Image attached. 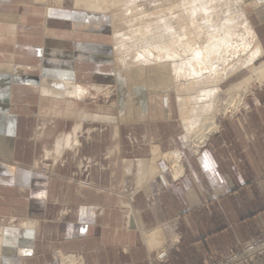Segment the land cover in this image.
<instances>
[{"label":"rangeland","instance_id":"obj_1","mask_svg":"<svg viewBox=\"0 0 264 264\" xmlns=\"http://www.w3.org/2000/svg\"><path fill=\"white\" fill-rule=\"evenodd\" d=\"M153 2L155 5L157 0H153ZM32 4L33 0H0V15L17 13L20 18V33L16 39L13 40L10 37L9 39L17 42L18 45L20 44L19 47L24 48L22 52L27 51L31 54L30 59L25 64H21L18 59V56L22 57V53L15 54L16 66L23 65L30 68L29 70L31 71L27 72L28 77L34 79V81L31 82L33 86L27 84L21 89L17 87L13 89L14 102H18L17 93L19 92L24 93L28 97L37 93L34 88H37V85L41 82V70L46 69L51 73L63 71V68L67 66L70 68L69 63H67L68 54L66 52L72 50L75 56V69L78 71V74L76 73V82L82 85L77 86L80 94L88 91L87 87L84 86L88 84L116 91L115 95L109 99H104L103 95H96L97 93L92 91L95 95L90 97L86 103V105L90 106V109H87L89 114L103 116V114L108 113L111 116H125L129 118L135 111V99H138L137 101H140L143 109L147 110V103L143 97L147 93L148 87L145 76L138 81L139 86H135L131 78L127 79V77L123 79L124 83L121 85V88L116 85V77H119L121 72H117L114 48L108 37V34L111 33V25L107 20L108 18L103 16L98 22L88 20L81 24L76 22L78 21L77 18L68 20L51 16L47 20L45 18L47 7H38ZM138 5L144 8L146 18L154 22L156 21L154 7L151 6L150 1L138 0ZM49 12L51 11L49 10ZM76 12L82 13L80 10ZM110 15L113 14L110 12L108 16ZM222 19H224V15L221 16V22L218 24L219 29H221L224 23ZM151 34L149 35L151 36ZM9 41L6 40L4 45H0L1 72L10 65V57L14 54L13 44ZM59 42H62V44L57 45ZM134 50L135 48L131 49L130 53L134 52ZM52 51L58 52L59 56L64 53L65 55H63L62 60H59L55 56L53 57ZM47 52H49L48 55ZM136 55V53L131 54L129 60L134 61ZM56 61H60L61 64L58 65L59 62ZM263 63L264 58L255 64L261 65ZM218 66L220 69L223 67V65ZM158 72L161 73L160 71ZM246 75L247 70L231 78L229 83L241 88L243 83L242 79ZM2 77L3 75L1 74L0 78ZM154 84V89L157 93L165 88L159 80H156ZM3 85L6 86V83L0 79V94L7 92ZM150 88L152 89L153 87ZM252 88L246 98L247 109H242L243 111L237 113L233 118L230 117V113L227 119L225 117H219L217 124L220 126V132L214 134L208 140L199 154L193 152V146L183 137L182 129L176 119L170 120L169 122L158 121L151 125L142 122L134 124L135 126L133 125V127L121 126L119 138H114L113 125L90 120L84 122L83 135L85 136L81 139L82 148L80 149L79 157L74 158V155L68 152L63 156L62 161L57 165L55 171H52L53 173L46 176L33 170L36 168L35 164L39 156H41L43 147H52L55 140L61 134L70 131L72 126L70 123L73 120L76 121V119L60 118L57 120L51 114H42L41 109H44L42 106H49L48 103L40 102L39 100L31 102V99L18 102V106L21 109L22 106L25 108V111H21L19 115L17 114L20 117L18 121L17 115H14L16 121L12 122L2 118L0 114V211H10L9 213L15 216L13 218H19L16 216H27L32 219L37 218L44 221L47 215L46 210H48V224L45 222L42 223L37 250L33 257L28 256L25 258L27 259L26 264H61L59 258L55 256L58 250L63 251L67 255L73 254L82 258L85 264H103L104 257H99L98 253L99 247L104 243L99 239L101 235L98 227L95 225L97 217L94 215L93 205L98 202L114 204L116 200L113 199L110 202L107 197L99 198L93 192L90 195L85 191L79 193L77 191L78 185L80 183H86L96 188L113 190L118 196L126 192L130 184L133 187L132 178L127 180L129 184L125 183V186H123L124 183H122L123 185L120 184L123 177L121 162L136 161L138 157L142 158L147 156L148 141H150V138H148L149 140L146 138L147 140L145 139L144 142L141 139L144 136L152 135V137L156 138V143L164 145L166 152L174 151V148H179L183 156L182 163L186 169L184 178H186L190 188L194 189L193 186L198 184L201 186L199 190H202L207 195L212 193L211 197L214 199L216 193L215 191L211 192V181L215 180L217 182L219 197H221L225 195L222 192L225 190L224 186L227 185L229 179H233V175L248 169L246 167H250L257 172L259 160L262 157V154L259 156V149H264V86L259 87L255 84ZM227 96L229 94L224 93L222 98L225 99ZM257 103L263 107V113L261 114L257 112ZM116 104L118 105V112L113 110V112H108V107ZM157 105L159 107L157 109H160L161 104L159 103ZM61 107H65V105ZM100 108L102 109V113H99ZM153 108L155 107L150 105V109ZM261 115L262 118H260ZM244 117L249 122L251 121L250 127L245 126ZM45 118L56 121L53 124H48L47 137L44 139L45 142H42L38 139V130L40 128V120ZM239 122L243 123L244 126L241 124L238 125ZM230 123L233 124V127L229 129V136L232 138L229 142L232 145H237L236 143L239 142V138L248 136L250 142H252L249 145L251 149L247 154L248 157L246 160L242 159L241 156H237L233 160L235 169L230 165L229 159L222 153L221 146L223 145H219L218 147V145L213 143V140H222L225 136H228L226 130H228V124ZM252 127L254 131L256 130V133L258 132L261 144H258L253 134L250 133L249 129L252 130ZM131 137L133 139L137 137L141 144L138 145L135 143L133 145ZM118 146L121 147V154L119 153L120 155L109 159L107 155L115 152ZM208 153H212L214 158ZM200 158H203L204 163L202 165L198 164ZM117 160L118 166L115 169L114 165ZM160 165L162 166L163 163ZM104 166L106 170H103ZM165 166L166 164L163 167ZM113 172L116 174L115 176H113ZM167 175L170 177L169 173ZM258 178L257 175L252 177H237L236 175L235 188L239 189L247 181L255 182ZM12 179L15 180L13 181ZM184 180L175 182V184L180 187ZM193 182L194 185L191 184ZM160 187H162L163 192L165 190L169 192L168 194L174 200L177 199L170 192V189H167L166 183L164 186L160 184ZM229 194L232 195V193ZM51 200L57 201L56 204H49ZM65 202L69 203L72 208L71 215L66 220L59 217L61 210L63 211L64 208L61 204ZM47 207L48 209H46ZM0 218L3 217L0 216ZM170 231L177 230H175V226H172V230ZM263 237L264 234L254 237L237 249L230 250L226 255L248 245H252ZM109 244L110 242H107L108 248ZM106 251L108 254H114L113 249ZM162 259L163 254L155 255L156 261H161ZM219 260L209 261L208 264H216ZM122 261L124 262L126 259L123 258ZM106 262V264H119L120 260L119 258L116 260L114 256L109 257L108 255Z\"/></svg>","mask_w":264,"mask_h":264},{"label":"bare ground","instance_id":"obj_2","mask_svg":"<svg viewBox=\"0 0 264 264\" xmlns=\"http://www.w3.org/2000/svg\"><path fill=\"white\" fill-rule=\"evenodd\" d=\"M148 1L154 7L155 22L145 17L144 8L138 5V0H33L32 4L47 7L45 13L47 20L51 16L68 20L77 18L76 22L81 24L88 20L98 22L103 16L108 18L111 25L108 37L114 48L117 72H121V75L116 77V85L121 88L123 79L127 77L131 78L135 86H139L138 81L145 76L148 87L143 97L147 103V110L143 109L138 99H135V111L129 118L111 116L108 113L103 116L89 114L87 109H90V106L86 103L95 95L94 93L109 99L116 91L88 84L84 85L88 91L80 94L77 86L82 85L76 82L77 70L74 68L75 56L72 50L66 52L70 68L65 66L64 72L51 70L55 71L51 73L46 69L41 70V82L34 88L37 93L28 97L19 92L18 102L31 99V102L39 100L48 103L49 106H42L44 108L41 109L42 114H51L56 119H76L73 122H77V126L90 120L111 124L114 138L120 137L121 126L133 127L134 124L142 122L151 125L158 121L169 122L176 119L183 137L193 146V152L199 154L208 140L220 132L218 118L227 119L229 113L233 118L243 111L242 109L246 110V98L253 85L264 86V63L255 64L264 58V49L249 18V0H157L155 5L153 0ZM79 10L82 13L76 12ZM110 12L113 15L108 16ZM222 15L224 23L219 29L218 24ZM19 19L17 13L0 15V45L10 40L14 47L10 65L4 71H0V75H3L0 79L5 81L6 86H3L7 90L0 94L1 115L14 116L25 111L23 106L22 109L18 106L17 101L14 102L13 89L15 87L21 89L27 84L33 86L31 82L34 81L28 77L27 72L31 71L30 68L18 64L16 66L15 63L16 53H22V57L18 56L21 64H25L31 56L30 52H22L24 48L11 40L16 39L20 33ZM60 44L62 42L57 45ZM130 48H135L134 52L130 53ZM55 51H52L53 57L62 60L65 53L63 55L60 53L59 56ZM134 53L137 54L136 58L130 61L129 56ZM56 62H59L58 65L61 64L60 61ZM218 65L223 67L220 69ZM245 70L247 75L242 79L241 88L229 83L231 78ZM156 80L165 86L158 93L154 89L155 84L153 85ZM224 93L229 94L225 99L222 98ZM159 103L161 107L157 109ZM62 105L65 107H61ZM150 105L155 108L150 109ZM117 107V104L108 107V112L112 110L118 112ZM99 113H102L101 108ZM40 122V133L43 136L46 118ZM75 133L74 136L66 138L69 142L75 141L80 147L78 130ZM146 138H150L147 156L138 157L135 163L123 162L125 174H135L137 188L145 187L157 178L165 179L167 171H171L175 181L181 179L185 175V167L181 164L182 154L176 150L166 152L163 145L156 143V138L152 135L141 139L144 141ZM131 142L133 145L141 144L137 137L135 139L131 137ZM69 148L78 150L73 145ZM117 150L120 153L121 147L118 146ZM46 152L50 153L51 150L47 149ZM165 164L168 168L163 167ZM39 168L45 174H50L49 170H52L47 164L42 166L38 163ZM84 187L85 184L80 183V188ZM2 217L0 264H22V256L33 253V244L38 235L37 223L31 219ZM146 237L150 248L158 246L155 232ZM62 262L83 264L73 256L67 258L62 256Z\"/></svg>","mask_w":264,"mask_h":264},{"label":"crops","instance_id":"obj_3","mask_svg":"<svg viewBox=\"0 0 264 264\" xmlns=\"http://www.w3.org/2000/svg\"><path fill=\"white\" fill-rule=\"evenodd\" d=\"M248 13L264 49V0H249ZM256 107L259 114L263 113L261 104L257 103ZM1 117L12 122L16 121L14 118L15 116L2 114ZM16 117L18 121L20 117ZM260 118H262V115ZM59 119L60 118L57 120ZM244 119L245 126L250 127L251 121L249 122L246 117H244ZM55 121L46 119L43 136L40 133V122V128L38 130V139L40 141L43 142L47 137L48 124H53ZM70 124L72 125L70 131L61 134L55 140L52 147H43L41 156H39L35 164L36 168L33 169L34 171L46 176L49 174L43 173L40 170L41 168L38 169V163L42 166L45 164L50 165L52 170L50 169L49 171L53 173L57 165L62 161L63 156L68 152L74 155V158L79 157L82 142L80 147H78L75 141L69 142L66 137L74 136L77 133H75V131L78 130L80 140L84 138L85 135H83V130L85 124L81 126H77V122H71ZM240 124L244 126L243 123L239 122L238 125ZM228 125V130H226L228 136H225L222 140H213V143L218 145V147L219 145H223L221 146V151L229 159L230 165L235 169L233 160L237 156H241L242 159L246 160L248 157L247 154L251 149L249 145H251L252 142H250L248 136L238 139L239 142L236 144L241 147L232 145L229 142L232 139L229 136V129L233 127V124L230 123ZM249 130L250 133L253 134L255 141L261 144L258 132L256 133L253 127L252 130ZM70 145H73L74 148L78 147V150H76L77 152L69 148ZM47 149L51 150V152L47 153ZM174 150L181 153L179 148H174ZM42 153H44V155H42ZM120 154L116 148V151L108 154L109 156L107 155V157L111 159ZM208 154L214 158L212 153ZM261 154L262 157H260L257 172L250 167H246L248 169L236 174L237 177H252L257 175L259 178L256 179L255 182L247 181L244 186L236 189V175H233V179H229L227 185L224 186L225 190L222 192L225 195L219 197L218 184L215 180L211 181L210 189L211 192L215 191V199L211 197L212 193L207 195L202 190H199L201 186L198 184L194 185V182L191 183L194 185V189L190 188L189 183L186 181V178H184L185 175L178 181H175L171 177V171L166 172L165 179L157 178L147 186L137 188L135 174L126 175L124 172L123 162L126 161H122L123 177L120 184L123 185L122 183H124L123 186H125L127 180L132 178V185L134 188L130 184L129 190L127 189L122 195L118 196L115 193H111L114 192L113 190L96 188L86 183H83L86 187L81 189L79 184L77 189L79 193L85 191L90 195L93 192L95 196L99 198L107 197L110 202L111 200L113 201V199L116 200L114 204H103L98 202L93 205L94 215L97 217L95 225L98 227L101 235L99 239L104 243L99 247L98 253L99 257H104L103 264L107 263L106 257H108V255L109 257L114 256L116 260L119 258V264H208L209 261L219 260L230 250L237 249L254 237L264 234V149H259V156ZM204 156L206 157L205 154ZM202 159L203 158H200L198 160L199 165L204 163ZM136 161L128 162L135 163ZM181 164L183 165L182 160ZM117 166L118 160L114 168L116 169ZM166 167L168 168L167 165ZM80 169H82V167H80ZM103 170H106L105 166ZM168 173L170 177L167 175ZM115 175L116 174L113 172V176ZM182 179H185L182 185L180 187L177 186L175 182H179ZM159 183L162 184V186L166 183L167 189H170V192L177 197V199L174 200L166 190L163 192ZM229 193H232V195ZM56 202L57 201L51 200L49 204H56ZM61 205H63L64 208L63 211L61 210L59 217L66 220L71 215L72 208L67 202ZM46 209H48V207ZM9 212L10 211L2 210L0 211V216L15 217ZM46 214L48 215V210H46ZM47 215L44 221L37 218L32 219L27 216H16L34 220L38 227V235L33 244V253L22 256V264H26L27 259L25 258L35 255L39 243L41 225L43 222L48 224ZM132 221H134V223ZM172 226H175V230L177 231H170L172 230ZM151 232H155L157 242H159L158 246L155 248H150L147 244L146 236L151 234ZM49 233L51 234V232ZM107 242H110L109 248ZM108 249H113L114 254H108L106 251ZM159 254H163V259L161 261H156L155 255L158 256ZM55 256L59 258L61 264H63L62 256L66 258L70 256L76 257L85 264L82 258L73 254L67 255L61 250H58ZM123 258L126 259V261L123 262ZM96 262L100 263L99 261ZM252 264H264V257Z\"/></svg>","mask_w":264,"mask_h":264},{"label":"built area","instance_id":"obj_4","mask_svg":"<svg viewBox=\"0 0 264 264\" xmlns=\"http://www.w3.org/2000/svg\"><path fill=\"white\" fill-rule=\"evenodd\" d=\"M264 257V237L252 245L233 251L216 264H252Z\"/></svg>","mask_w":264,"mask_h":264}]
</instances>
